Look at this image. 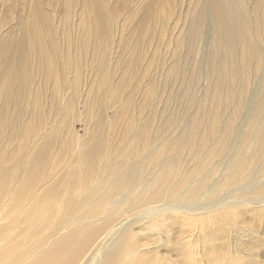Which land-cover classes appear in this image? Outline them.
<instances>
[{
    "label": "rangeland",
    "instance_id": "rangeland-1",
    "mask_svg": "<svg viewBox=\"0 0 264 264\" xmlns=\"http://www.w3.org/2000/svg\"><path fill=\"white\" fill-rule=\"evenodd\" d=\"M217 1L224 0H0V64L10 56L21 61L22 68H30V63L39 65L28 85L31 99L37 96L38 103L24 101L22 109L15 111L12 106L7 114L9 118L20 114L21 123L23 114L34 116L21 130L33 129L37 119L45 134L57 127L50 134L54 137L53 152L60 150L52 166L53 171L61 170L58 185L64 179L67 183L75 170L76 179L82 176L74 162L80 152L90 148L96 152L95 162L105 164L104 171L93 161L97 173L91 183L103 173L118 184L134 177V185L127 183L119 193L125 197L128 189L137 188L131 196L139 207L137 203L135 207L128 205L125 212L129 215H119L117 224L140 217L145 223L143 218L155 209L151 206L187 208L199 214L213 207L231 215L232 203H248L238 205L237 219L231 215L228 221H221L214 215L206 226L197 225L194 234L184 225L182 230L179 227L178 240H168L171 231L161 225H145L135 233L130 246L143 249L150 240L152 249L158 245L150 256L154 264H169L165 258L168 253L180 261L176 264H264V217L250 213L251 203L264 201V196L255 193L264 181V135L259 143L261 151L252 159L254 120L264 113L260 107L264 93V0H229L226 4L228 11H236L248 23L253 59L245 68L233 34L229 49L237 69L234 74L221 76L218 84V70H208L215 33L213 4ZM218 52L222 53V48ZM214 89L222 96L218 104L213 100ZM210 120L212 130L206 131ZM225 128L229 135L224 151L216 157L204 156L202 151L209 149ZM188 132L194 133L193 139L206 141L202 151L195 147L182 153L173 147L172 143ZM141 142L142 151L134 155L139 157L128 159L130 147ZM160 144H165V152L143 172L141 159ZM107 151L110 159L114 155L120 163L112 172V160L104 157ZM71 155L77 158L68 164ZM164 158L194 167L188 185L174 195H162L156 205H143L139 175L144 180L154 177L158 160ZM243 163L246 165L240 177L219 187L226 166ZM175 173L181 176L178 170ZM202 179L203 186L189 193L188 189ZM73 190H77L74 194L79 199L85 194L78 185H67L65 196ZM18 203L5 222L17 217ZM190 235L194 247L187 248L185 241ZM259 239L263 241L260 244ZM177 241L180 248L175 252Z\"/></svg>",
    "mask_w": 264,
    "mask_h": 264
},
{
    "label": "bare ground",
    "instance_id": "bare-ground-1",
    "mask_svg": "<svg viewBox=\"0 0 264 264\" xmlns=\"http://www.w3.org/2000/svg\"><path fill=\"white\" fill-rule=\"evenodd\" d=\"M228 3H230L229 0H224L222 3L217 1L213 4L212 20L215 25V33L212 41L213 55H209L208 70L212 68L218 70L215 81L217 84L220 82L221 76L234 74L237 69V62L231 56L232 51L229 49L233 34H236L240 44L241 61L244 67L249 68L253 59V51L250 47L251 38L248 37V23L245 17L243 20L238 17L236 11H228V7H226ZM219 47L220 49L222 48V53L218 52ZM20 62L7 56L0 64V264H78V262L80 264H154L150 256L158 245L154 247L155 249H152L150 247L151 244L148 243L150 240L142 245L144 246L143 249L130 246V242L135 240V233L144 229L142 227H145V225L150 227L161 225L164 230L168 229L173 232L169 235L171 232L167 230L169 233L168 235L166 234L167 237H170L167 239L173 241L178 240L177 237L180 236L179 230L183 225L191 233L194 231V234L197 225L198 228L199 226H206L214 215H218L221 221H228L231 215H234V219H237L238 213L236 209L238 205L248 206L247 202L242 204L232 203L233 209L230 208L232 210L231 215L229 213L223 214L221 212L222 209L217 210L213 207L199 214L187 208L182 210L178 207L162 208L151 206L155 208L151 212L145 208L149 212L143 218V220H147L145 223L141 221L140 217L133 222L117 224V218H120L119 215L127 213L125 211L128 209L126 208L128 205L135 207L138 204L139 207V203L133 202L134 197L131 196L133 189L136 190L137 188L133 186L132 190L128 189L125 197H121L119 193L121 189L127 187V183H132V178L134 177H130L131 181H128V177L122 181L119 180L118 184L117 180L114 181L109 175L103 173L97 182L95 180L94 183H91L95 172L97 173L95 164L97 162L94 160L96 152L87 148L82 151L83 153L80 152L78 154L77 157L79 158L74 162L78 163L77 168H79L78 171L82 176L76 179L75 174L77 172L75 170L72 173L73 177L68 179L67 183H65L66 179H64L58 185L57 182L60 179L61 170L53 171L52 166L55 161L54 157H57L60 150L57 149L53 152L54 137L50 134L57 127L55 126L52 131L50 130L51 132L49 131L48 134H45L42 131L41 121L37 119L33 124V129L21 130V126L30 124L34 120V116L23 114L24 121L21 123L20 114L11 118L7 114L12 106L15 107V111L22 109L23 104L21 103L24 101L38 103L37 96L31 99L28 93V85L31 84V76L36 74L39 65L35 66L30 63V68H22ZM262 97L263 101L260 103V107L264 110V93ZM213 100L215 104L222 100L221 94L215 89ZM236 106L238 107L237 111L240 102ZM260 114L254 120L256 144L252 149V159L256 158L261 151L259 143L264 135V113L261 112ZM212 126L213 122L210 120L205 130H212ZM228 133H226L225 128L221 136L216 137L213 145L209 149H205V151H202L201 148L205 146L206 141L203 143L199 139V141L193 139V132L182 135L172 145L182 153L183 149L190 151L198 147L204 152V156L208 154V157L212 158L224 151ZM208 135H212V132ZM206 136L204 135L203 137ZM143 147L142 142L136 144L134 148L132 145L128 159L139 157L134 155L141 152ZM165 147V144H160L157 150L143 157L140 161V169L142 168L143 172L147 171L151 161L165 152ZM91 148L96 149L95 146H91ZM128 150L125 152H129ZM108 151L104 157L106 160H112L109 162V172H112L118 168L120 163L114 155L110 159ZM77 157L71 155L68 159V164ZM59 159L62 161V158ZM164 160L165 158L158 160L159 168L155 171L154 177H148L147 180H144L141 175H139L140 178L138 177V180H141L138 182L141 186L142 192H140H144L143 203L141 202L143 205H152V203L156 205L157 202L162 200V195L163 197L174 195L183 186L188 185V180L194 167L188 166L182 160ZM178 163L182 166H178ZM246 163L241 164L239 167L235 165L226 166V172L223 174V180H221L219 187L237 180ZM97 164L105 171L104 162ZM184 164H186V167H184ZM177 170L181 176L176 175L175 172ZM50 172L52 173L47 178ZM135 184L137 187L139 186L137 183ZM203 184L204 179L194 184L192 189L188 187V192H195ZM56 185L58 186L55 188ZM67 185L74 187L78 185L79 189L81 187L82 191H84V196L79 199L74 194L77 190L68 192L65 196ZM260 186L255 192L258 197L264 196V181H262ZM142 187L148 190L145 192ZM137 191H139V187ZM142 199L139 197L138 200ZM17 201L21 203L17 217L8 223L5 222L11 217V213L18 208L19 203L15 206ZM110 203L113 204L109 205ZM135 203L137 204L135 205ZM254 203L250 204L252 206L250 213H257L264 217V201L258 204ZM133 210L136 212L135 208ZM138 214L140 216L143 215L141 210ZM127 215L129 214L127 213ZM121 217L123 216L121 215ZM177 226L178 228H175ZM183 235L184 233H182ZM181 241L179 239V243ZM257 241L258 244L263 242L260 239ZM185 242L187 248L194 247L191 246L194 243L191 235L190 239ZM95 243L97 245L93 246ZM175 244L177 246L174 251H177L180 248L178 247V241ZM89 249H91L89 256H84ZM170 255L169 253L167 256L165 255L169 264L180 262ZM243 258L254 260L252 257Z\"/></svg>",
    "mask_w": 264,
    "mask_h": 264
}]
</instances>
